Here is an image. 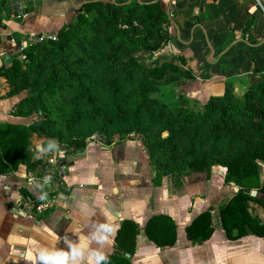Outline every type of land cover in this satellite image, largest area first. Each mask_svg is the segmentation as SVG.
<instances>
[{
    "label": "trees",
    "instance_id": "trees-1",
    "mask_svg": "<svg viewBox=\"0 0 264 264\" xmlns=\"http://www.w3.org/2000/svg\"><path fill=\"white\" fill-rule=\"evenodd\" d=\"M171 22L156 2L90 0L56 40H28L22 57L12 58L0 74L10 86L7 96L27 93L11 114L35 118L27 124L0 122V176L24 166L40 178L56 177L50 160L84 151L97 134L111 142L137 136L157 183L194 173L209 178L213 167L224 168L225 182L239 188L219 208L227 237L236 240L249 230L264 236V224L249 212L250 201L264 206V199L245 191L264 193V74L255 70L246 79L228 81L222 96L191 102L175 90L179 81L193 78L175 63L185 64L182 56L147 64L170 43ZM49 139L56 141L58 151L38 153L37 145ZM139 231L136 223L125 220L115 244L133 253ZM144 231L160 247L177 240V225L167 215L153 216ZM185 231L190 241L208 240L211 211L201 213ZM100 264L130 262L124 255H111Z\"/></svg>",
    "mask_w": 264,
    "mask_h": 264
},
{
    "label": "crops",
    "instance_id": "crops-1",
    "mask_svg": "<svg viewBox=\"0 0 264 264\" xmlns=\"http://www.w3.org/2000/svg\"><path fill=\"white\" fill-rule=\"evenodd\" d=\"M87 1L36 0L33 12L18 17L0 8V70L12 58L22 57L21 46L28 40L41 34H57ZM138 1L156 2L170 15L171 41L148 61L156 65L182 56L186 63L178 59L175 63L189 70L193 78L179 81L175 90L191 102L203 104L213 96H222L228 81L246 79L255 70L264 74V2ZM9 89L7 79L0 74V122H31L35 116L11 114L27 93L9 97ZM53 166L56 177L40 178L24 166L0 176V264H45L42 255L63 252L67 257L70 248L79 245L87 251L74 264H100L111 255H124L130 264H264V236L249 230L232 240L223 229L219 208L239 188L225 182V169L220 166L213 167L209 178L194 173L179 181L165 177L157 183L139 137L116 138L110 145L93 139L84 151L54 159ZM261 168L263 184L264 163ZM38 183L50 187L49 199ZM249 193L264 199V193L257 189ZM249 206L250 214L264 224V206L253 200ZM49 209L46 216L35 219ZM208 210L212 213L211 237L203 242L190 241L186 227ZM160 214L171 217L177 225L173 246L156 245L144 231L149 219ZM125 220L140 228L133 253L115 244ZM65 264L69 262L65 260Z\"/></svg>",
    "mask_w": 264,
    "mask_h": 264
},
{
    "label": "water",
    "instance_id": "water-1",
    "mask_svg": "<svg viewBox=\"0 0 264 264\" xmlns=\"http://www.w3.org/2000/svg\"><path fill=\"white\" fill-rule=\"evenodd\" d=\"M36 0H0V8L1 10L8 15L18 17L21 15H26L29 12L34 11V6L37 4H34ZM95 138L102 142L105 145H110L111 141H108L105 137L97 134ZM65 148V147H62ZM37 186L40 188L42 194L47 198V191L50 189L49 186L41 185L40 183L37 184ZM247 193L250 192L249 189L245 190Z\"/></svg>",
    "mask_w": 264,
    "mask_h": 264
},
{
    "label": "clouds",
    "instance_id": "clouds-1",
    "mask_svg": "<svg viewBox=\"0 0 264 264\" xmlns=\"http://www.w3.org/2000/svg\"><path fill=\"white\" fill-rule=\"evenodd\" d=\"M53 150L58 151V145L56 141L52 139L47 140L44 146L37 145L38 153H48ZM62 155L63 153H61V156ZM85 251H87L86 247L84 245H79L76 248H70L67 257H65L63 252H51L42 255L41 259L45 261V264H65V260H67L69 264H74V260L83 255Z\"/></svg>",
    "mask_w": 264,
    "mask_h": 264
},
{
    "label": "built area",
    "instance_id": "built-area-1",
    "mask_svg": "<svg viewBox=\"0 0 264 264\" xmlns=\"http://www.w3.org/2000/svg\"><path fill=\"white\" fill-rule=\"evenodd\" d=\"M221 1V0H219ZM259 2L260 5H262V2H264V0H257ZM57 39V34H41L39 36H35L32 38V41L37 43V42H42V41H45V40H56ZM26 44V42L24 43ZM22 45L21 46V50H23L24 46L25 45ZM52 163H54V159H51L50 160ZM40 208V207H38Z\"/></svg>",
    "mask_w": 264,
    "mask_h": 264
},
{
    "label": "rangeland",
    "instance_id": "rangeland-1",
    "mask_svg": "<svg viewBox=\"0 0 264 264\" xmlns=\"http://www.w3.org/2000/svg\"><path fill=\"white\" fill-rule=\"evenodd\" d=\"M147 64H149V61H147ZM135 137H137V136H135ZM94 139H96L95 137H94ZM57 163V162H56ZM53 164V163H52Z\"/></svg>",
    "mask_w": 264,
    "mask_h": 264
}]
</instances>
